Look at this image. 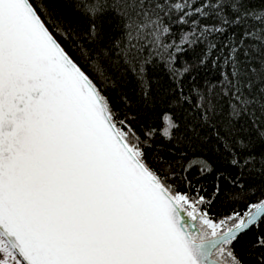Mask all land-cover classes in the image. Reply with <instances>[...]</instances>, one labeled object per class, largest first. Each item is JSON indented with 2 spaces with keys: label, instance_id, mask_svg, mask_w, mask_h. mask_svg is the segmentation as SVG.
Listing matches in <instances>:
<instances>
[{
  "label": "snow or ice",
  "instance_id": "1",
  "mask_svg": "<svg viewBox=\"0 0 264 264\" xmlns=\"http://www.w3.org/2000/svg\"><path fill=\"white\" fill-rule=\"evenodd\" d=\"M0 264H264V0H0Z\"/></svg>",
  "mask_w": 264,
  "mask_h": 264
}]
</instances>
